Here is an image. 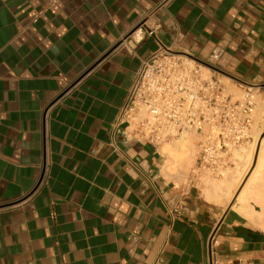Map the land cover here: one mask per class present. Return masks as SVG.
<instances>
[{
    "label": "crops",
    "instance_id": "1",
    "mask_svg": "<svg viewBox=\"0 0 264 264\" xmlns=\"http://www.w3.org/2000/svg\"><path fill=\"white\" fill-rule=\"evenodd\" d=\"M159 43L264 95V0H0V264H264L226 189L111 131Z\"/></svg>",
    "mask_w": 264,
    "mask_h": 264
},
{
    "label": "built area",
    "instance_id": "2",
    "mask_svg": "<svg viewBox=\"0 0 264 264\" xmlns=\"http://www.w3.org/2000/svg\"><path fill=\"white\" fill-rule=\"evenodd\" d=\"M138 39L135 33L131 41ZM193 57L160 44L142 59L111 131L154 147L196 134L198 152L184 183L199 189L205 178L227 174L234 150L253 139L254 91L262 88L231 77L241 93H230L217 77L223 73Z\"/></svg>",
    "mask_w": 264,
    "mask_h": 264
},
{
    "label": "bare ground",
    "instance_id": "3",
    "mask_svg": "<svg viewBox=\"0 0 264 264\" xmlns=\"http://www.w3.org/2000/svg\"><path fill=\"white\" fill-rule=\"evenodd\" d=\"M223 77H225L227 80H230L227 76ZM262 103H258L256 105V110H258L256 111L257 118H260L258 116L260 115V112L263 108ZM194 141V138H192V136L190 137V135L185 132L182 133L177 139L169 143H165L161 146L160 154L163 162L162 172L167 178L176 174L175 170L179 169L182 165H185L187 161H190V155L192 149L195 146ZM233 154L237 162L234 163V167L229 169V171L227 172L228 175L224 176L218 182V187L216 186L215 188L219 189V192H221V189L223 188L226 189L228 191L227 194L229 199H231V197L233 199L232 208L237 210L249 221L258 224L260 223L259 217L256 212L253 211L252 207L249 206L248 201L250 199V185L258 179H261V171L259 170V164L262 162L261 157L264 154V137L259 136V134L256 135L253 141L246 142L243 146L234 150ZM255 155H257L258 159L257 165L253 167L254 169L248 176L247 180L242 184L239 191L232 196V193H229L230 189L237 188L240 183L242 173L251 164ZM262 181L264 182V179ZM203 192L205 194L204 197L206 200H216V198L219 197V195H215V199L212 196L210 197L209 190L205 188L203 189ZM260 208V215L264 216V206L260 205Z\"/></svg>",
    "mask_w": 264,
    "mask_h": 264
},
{
    "label": "rangeland",
    "instance_id": "4",
    "mask_svg": "<svg viewBox=\"0 0 264 264\" xmlns=\"http://www.w3.org/2000/svg\"><path fill=\"white\" fill-rule=\"evenodd\" d=\"M223 75L227 76L225 74H223ZM217 77L225 84L226 90L228 92L233 93L235 95H239L241 93V89L238 87V85L235 82L227 80L225 77H223L221 75L217 76ZM228 78H230V77H228ZM254 93L256 95V103L258 104V103L263 102L262 103V107H263L262 110L263 111L261 110L260 115L258 116L260 118H257L256 111H258V110H256V108H255V113H254L255 121H254V126H253L254 132H253V139L251 141H253L254 137H256V135H258V134H259V136L264 137V97H263L264 95L263 96L258 95L259 93H257L256 91H254ZM259 100H261V101H259ZM188 134L190 135V137L192 136V138H194V140L196 141V138H197L196 134H194V133H188ZM194 144H195V146L192 149V152L190 155V161H187V163L185 165H182L179 169L175 170L176 174L168 177L170 179H173L177 184L183 183L185 181L187 174L189 173L190 169L192 168V166L195 163V158L197 156L198 147L196 146V143H194ZM258 150H259V148H258ZM258 150H257V154H258ZM261 158H262V162L259 164V170L261 171V179H258L257 181L253 182L250 185V195H249L250 199L248 201L249 202L248 204L252 207L253 211L256 212V214L258 215L259 220H260V223H258V224L255 223L256 225L255 224L254 225L259 227L260 229H264V216L260 215V209H261L260 205L264 206V182L262 181L264 179V154L262 155ZM232 159H233L234 163L237 162L234 154L232 155ZM257 160H258L257 155H255L253 157L251 164L242 173L240 183L237 186V188L235 189L234 194H236L239 191L242 184L247 180L248 176L250 175V173L254 169L253 167H255L257 165ZM227 175H228V173L225 174L224 176H227ZM224 176H222L220 178H205L203 180L202 186L200 187L199 190H197L198 194L202 197L201 193L202 194L204 193L203 192L204 188L207 190H210L211 188H213L214 185L218 184V182ZM220 199H223L227 203L228 207H230V202L231 203L233 202L232 200L229 202L225 197H220Z\"/></svg>",
    "mask_w": 264,
    "mask_h": 264
},
{
    "label": "water",
    "instance_id": "5",
    "mask_svg": "<svg viewBox=\"0 0 264 264\" xmlns=\"http://www.w3.org/2000/svg\"><path fill=\"white\" fill-rule=\"evenodd\" d=\"M193 58H194L195 60H197L198 62H201V63H203V64H205V65H208V66H209L210 68H212L213 70H216V71H219V72L225 74L223 71L217 69L216 67H214V66H212V65H209L208 63H206V62H204V61H201L200 59H198V58H196V57H193Z\"/></svg>",
    "mask_w": 264,
    "mask_h": 264
}]
</instances>
